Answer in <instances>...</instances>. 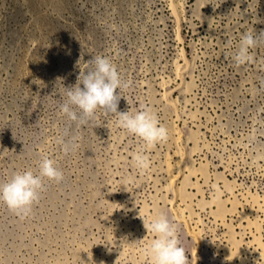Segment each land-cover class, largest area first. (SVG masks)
<instances>
[{"label": "rangeland", "instance_id": "obj_1", "mask_svg": "<svg viewBox=\"0 0 264 264\" xmlns=\"http://www.w3.org/2000/svg\"><path fill=\"white\" fill-rule=\"evenodd\" d=\"M261 31L264 0H0V183L44 155L64 175L26 216L0 203V264H151L159 214L190 264H264V38L235 62ZM97 55L131 82L118 110L169 130L146 171L118 117L60 112Z\"/></svg>", "mask_w": 264, "mask_h": 264}, {"label": "clouds", "instance_id": "obj_2", "mask_svg": "<svg viewBox=\"0 0 264 264\" xmlns=\"http://www.w3.org/2000/svg\"><path fill=\"white\" fill-rule=\"evenodd\" d=\"M264 38V31L243 34L238 52L235 55L237 64L247 63L249 50L255 47L258 40ZM94 68L87 71L83 79L75 85L64 87L66 101L60 105V112L78 126L94 118L98 111L105 115L118 117L120 128L143 141L144 147L131 156L138 170L150 168L146 150L169 138V130L162 125L156 113L149 108L131 114L128 110L120 111L119 102L122 89L131 87V82L122 78L115 64L108 57L92 58ZM82 85V87H81ZM67 133L57 138L65 154L75 148V138L65 139ZM39 172L32 170L16 172L7 181L0 183V203L19 215H28L34 203L38 202L44 189V180L60 183L64 179L62 170L54 159L44 155L39 162ZM146 231L153 234L146 255L151 264H190L189 256L179 235V225L163 214L156 215L146 224ZM238 256V254H237ZM235 256V257H237ZM234 258V257H233Z\"/></svg>", "mask_w": 264, "mask_h": 264}]
</instances>
